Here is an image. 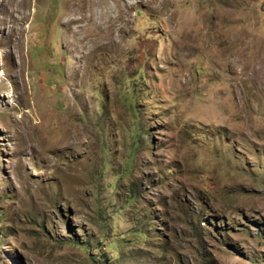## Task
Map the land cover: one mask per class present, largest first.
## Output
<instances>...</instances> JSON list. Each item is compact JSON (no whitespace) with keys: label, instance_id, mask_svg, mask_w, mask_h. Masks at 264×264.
Here are the masks:
<instances>
[{"label":"rangeland","instance_id":"374dc122","mask_svg":"<svg viewBox=\"0 0 264 264\" xmlns=\"http://www.w3.org/2000/svg\"><path fill=\"white\" fill-rule=\"evenodd\" d=\"M0 264H264V0H0Z\"/></svg>","mask_w":264,"mask_h":264}]
</instances>
